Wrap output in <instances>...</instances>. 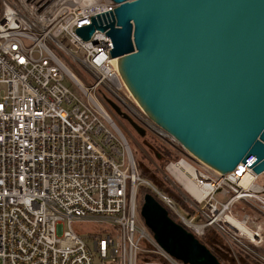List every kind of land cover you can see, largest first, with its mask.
Returning a JSON list of instances; mask_svg holds the SVG:
<instances>
[{
    "label": "built area",
    "instance_id": "obj_1",
    "mask_svg": "<svg viewBox=\"0 0 264 264\" xmlns=\"http://www.w3.org/2000/svg\"><path fill=\"white\" fill-rule=\"evenodd\" d=\"M117 6L0 0V264H184L141 218V185L196 238L212 228L264 264L255 251L264 243V184L253 158L225 175L194 159L135 100L108 31L78 34L94 20L105 26ZM111 104L179 156L166 165L167 178L182 187L183 172L205 191L187 192L192 216L141 177L123 129L129 123ZM247 170L255 179L246 183Z\"/></svg>",
    "mask_w": 264,
    "mask_h": 264
},
{
    "label": "water",
    "instance_id": "obj_2",
    "mask_svg": "<svg viewBox=\"0 0 264 264\" xmlns=\"http://www.w3.org/2000/svg\"><path fill=\"white\" fill-rule=\"evenodd\" d=\"M112 1L118 6L105 26L98 18L78 34L89 40L96 29L108 31L111 56L149 118L223 175L250 158L253 172L264 173V0ZM140 215L176 260L220 264L152 194Z\"/></svg>",
    "mask_w": 264,
    "mask_h": 264
},
{
    "label": "rangeland",
    "instance_id": "obj_3",
    "mask_svg": "<svg viewBox=\"0 0 264 264\" xmlns=\"http://www.w3.org/2000/svg\"><path fill=\"white\" fill-rule=\"evenodd\" d=\"M123 129L127 134L128 142H129L130 147L132 149V152L134 154L136 164L137 163L139 164L141 173L147 174L149 178H153L158 183H162V181L165 180L171 186H173L174 190L169 189L168 191L176 199V201L177 200L179 201L182 199L185 201V199H186L185 197L187 196V192L184 191L183 188L179 184L175 183V181L172 177H168L166 179L167 175L164 171V167L163 168L159 167V166L162 167L163 163L162 162L159 163L158 161H156V159L154 158V155L152 154V151L150 149V147H151L149 145L150 140H154L155 142L161 143L162 145H163V143L160 140H158V138H156L154 135L149 133L148 131H147L148 133L146 134L147 136L144 138H141L135 132V130L130 126V124L125 123L123 125ZM193 158L196 159L195 157H193ZM178 159H179V157H178ZM259 183L264 184V175H260ZM142 203H143V200H142V197L140 194L138 196V204H139L140 209H141ZM246 213L251 214V215H256L257 212L246 209ZM259 219H260V221L264 222V217L259 216ZM87 228L92 229L93 227L89 226ZM263 231H264V227H263ZM215 240L217 242L218 241L221 242V246H222L223 250H225L227 253H229V255H226V257L229 260L230 264H261L252 256L233 250V248H231L230 244L227 241H225L218 233L215 236ZM255 251L264 256V243L261 246H259V248H255Z\"/></svg>",
    "mask_w": 264,
    "mask_h": 264
},
{
    "label": "trees",
    "instance_id": "obj_4",
    "mask_svg": "<svg viewBox=\"0 0 264 264\" xmlns=\"http://www.w3.org/2000/svg\"><path fill=\"white\" fill-rule=\"evenodd\" d=\"M148 139V138H147ZM149 145L151 146L150 149L152 151V154L154 155V158L156 159V161H158L159 163H163V166H159L160 168L164 167V171H165V167L166 164H168L170 161H175L178 159V155L175 154L174 152H172L171 150H169L168 148H166L164 145H162L161 143L155 142L154 140H150ZM161 165V164H160ZM137 168L138 171L141 175V177L145 180H147L148 182H150L154 187H156L159 191L168 194L170 196H172L169 193V189L170 190H174L173 186H171L168 182H166L165 180L162 181V183H158L156 182L153 178H149L147 174L145 173H141L140 171V167L139 164L137 163ZM141 194L142 200L144 198L145 195L147 194H152L155 198L156 195L153 193V191L146 185H141L139 186V190H138V196ZM173 197V196H172ZM174 198V197H173ZM182 199V198H181ZM175 202L177 203V205L184 211H186L188 213V215L192 216L194 214V211L186 204V202L182 199V200H177L174 198ZM169 216L178 224H180V222L176 219V217L169 213ZM217 235V232L212 229L209 228L206 232V234L199 238V241L205 245L219 260L220 264H230L229 260L227 259L226 255H229V253H227L225 250H223L222 246H221V242H217L215 240V236ZM163 264H167L166 262L163 261Z\"/></svg>",
    "mask_w": 264,
    "mask_h": 264
},
{
    "label": "bare ground",
    "instance_id": "obj_5",
    "mask_svg": "<svg viewBox=\"0 0 264 264\" xmlns=\"http://www.w3.org/2000/svg\"><path fill=\"white\" fill-rule=\"evenodd\" d=\"M186 169L188 170V172L195 177L194 172L191 168L186 167ZM250 179H255V174H253V172H251L250 170H247V174L245 176V181L246 183L248 182V180ZM177 180L180 182V184L183 187V190L186 192L191 193L193 196L197 197V198H202L205 194H203V192L205 191H200L198 188H196V186L193 184L192 180L188 177H185V174L183 172H180L179 175H177ZM241 229L243 232L248 233L247 229H245L244 227L241 226Z\"/></svg>",
    "mask_w": 264,
    "mask_h": 264
},
{
    "label": "flooded vegetation",
    "instance_id": "obj_6",
    "mask_svg": "<svg viewBox=\"0 0 264 264\" xmlns=\"http://www.w3.org/2000/svg\"><path fill=\"white\" fill-rule=\"evenodd\" d=\"M146 136H147V135H146ZM146 136H145V137H146Z\"/></svg>",
    "mask_w": 264,
    "mask_h": 264
}]
</instances>
